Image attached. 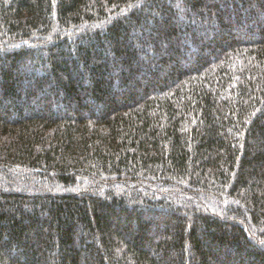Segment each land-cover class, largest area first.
<instances>
[{
    "label": "trees",
    "instance_id": "obj_1",
    "mask_svg": "<svg viewBox=\"0 0 264 264\" xmlns=\"http://www.w3.org/2000/svg\"><path fill=\"white\" fill-rule=\"evenodd\" d=\"M0 264H264V0H0Z\"/></svg>",
    "mask_w": 264,
    "mask_h": 264
}]
</instances>
